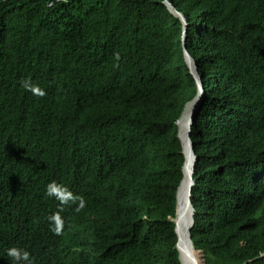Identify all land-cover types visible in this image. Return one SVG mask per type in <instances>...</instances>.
Instances as JSON below:
<instances>
[{"label": "trees", "instance_id": "obj_1", "mask_svg": "<svg viewBox=\"0 0 264 264\" xmlns=\"http://www.w3.org/2000/svg\"><path fill=\"white\" fill-rule=\"evenodd\" d=\"M170 1L208 88L192 126L193 245L206 264H264V0ZM183 37L164 0H0V256L184 264L172 221L177 121L195 89ZM51 179L86 200L61 235Z\"/></svg>", "mask_w": 264, "mask_h": 264}, {"label": "clouds", "instance_id": "obj_2", "mask_svg": "<svg viewBox=\"0 0 264 264\" xmlns=\"http://www.w3.org/2000/svg\"><path fill=\"white\" fill-rule=\"evenodd\" d=\"M164 2L167 5V8L169 9V11L173 15L178 17L182 23V27L184 30L183 42L185 44L184 46L185 60L188 64L189 72L191 74L192 81L195 86V89L193 90V92L191 93L189 97L188 103L186 104V107L184 109L182 116L177 121V125L179 128V137L181 138L182 143H183V154H184V159H185L184 165H183V169H184L185 163L186 164L189 162L196 163L197 155L195 152L194 140L192 138V129L190 130V132H188V128H187L188 123L186 125V128H184L185 126H183L182 121L185 115L188 114L187 121H192V124L194 123L195 114L200 104L202 103L205 95L207 94L208 88L205 86V83L203 82V77L199 69V64H198L199 58L197 59L196 57L197 55H199V53H197L198 51L197 52L192 51L186 43L188 41V33L190 31V26L192 23L189 22L185 14L182 11L178 10L173 5V3H171L170 0H164ZM195 27L198 29V32L194 30H192V32L196 37L197 33L198 34L201 33L202 27H200L199 24H196V23H195ZM194 46L195 48H197V45H194ZM114 58L116 61H119L120 59L119 54L115 53ZM20 85L25 91L31 93L33 96L43 97L46 94L45 90L39 85H37L36 83H34L30 78L22 79L20 81ZM197 90H198L197 98L200 97L203 90H204V94L201 98H199L200 101L195 102L193 105L190 106V103L194 101L193 96ZM182 178H183V171H182ZM43 190H44V194L46 195V197L51 199L55 204L54 208L51 210L52 211L51 214L47 217L48 222H49V230L54 235H61L62 230L64 228L66 218L71 213L81 211L86 204V200L82 196L73 193L67 186L64 185V183L58 180H54V179L47 181L44 185ZM177 192H178V189H177ZM175 218L176 217H173L172 221H174ZM175 233L177 235L176 247L181 254V250L178 247L179 238L176 232V223H175ZM197 251L200 252V250H197ZM6 254L7 255L2 254L0 256V264H35L36 263L32 253L27 248H23V247L20 248V247L13 246L7 249Z\"/></svg>", "mask_w": 264, "mask_h": 264}, {"label": "bare ground", "instance_id": "obj_3", "mask_svg": "<svg viewBox=\"0 0 264 264\" xmlns=\"http://www.w3.org/2000/svg\"><path fill=\"white\" fill-rule=\"evenodd\" d=\"M200 91V89H199ZM204 94V90L201 93L200 97L201 98ZM198 95L194 97V101L190 103V106L193 105L195 102L200 101L199 98H197ZM188 119V114L185 115L182 123L184 128H186L187 123H191L192 121H187ZM252 120L251 118L246 119V122H249ZM191 166L189 165V168L185 170L184 172V177H183V182L179 191V204H178V213L179 216L182 218L183 223H180V234H181V257L182 261L184 264H203V261L201 259V256L199 255L198 251L191 245L188 237V231H189V226L191 224L192 220V210L190 207L187 205V197H188V189L191 184ZM195 184V183H194ZM175 221V219H174ZM173 221V222H174Z\"/></svg>", "mask_w": 264, "mask_h": 264}, {"label": "water", "instance_id": "obj_4", "mask_svg": "<svg viewBox=\"0 0 264 264\" xmlns=\"http://www.w3.org/2000/svg\"><path fill=\"white\" fill-rule=\"evenodd\" d=\"M192 122L190 123L189 122V124H188V126H187V128H188V132H190V130L192 129ZM189 165L191 166V169H192V172H191V184H190V187H189V189H188V197H187V205H188V207H190L191 208V210H192V220H191V224H190V226H189V231H188V237H189V241H190V243H192V240H191V228L193 227V225H194V208H193V205H192V202H191V191H192V188H193V186H194V183H195V180H194V171H195V163H185V166H184V169H183V177H184V172H185V170L186 169H188L189 168ZM182 182H183V178H182V181H181V183H180V185H179V187H178V192H177V208H176V218H175V223H176V232H177V234H178V238H179V245H178V247H179V249L181 250L182 248V246H181V244H180V240H181V234H180V232H181V230H180V223H183V220H182V218L179 216V213H178V204H179V191H180V188H181V185H182ZM193 244V243H192ZM191 244V245H192ZM193 246V245H192ZM200 253H201V255H202V259H203V262H204V264H206V262H205V259H204V253L202 252V251H200Z\"/></svg>", "mask_w": 264, "mask_h": 264}, {"label": "rangeland", "instance_id": "obj_5", "mask_svg": "<svg viewBox=\"0 0 264 264\" xmlns=\"http://www.w3.org/2000/svg\"><path fill=\"white\" fill-rule=\"evenodd\" d=\"M196 57H197V59H198V56H196ZM197 93H198V90H197L196 93L194 94L193 98L197 95Z\"/></svg>", "mask_w": 264, "mask_h": 264}]
</instances>
